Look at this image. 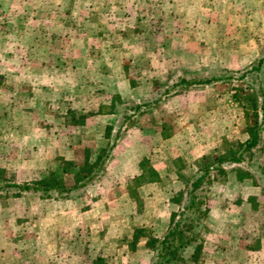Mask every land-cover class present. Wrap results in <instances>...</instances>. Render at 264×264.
<instances>
[{
	"label": "rangeland",
	"instance_id": "obj_1",
	"mask_svg": "<svg viewBox=\"0 0 264 264\" xmlns=\"http://www.w3.org/2000/svg\"><path fill=\"white\" fill-rule=\"evenodd\" d=\"M2 59L1 206L15 191L4 183L57 174L65 192L53 186L37 193L66 195L68 203L77 198L72 203L87 208L84 184L101 173L116 139L106 164L116 184L134 189L131 173L124 175L125 150L142 157L147 178L156 175L148 160L166 169L153 186L142 177L131 201L117 202L121 209L105 223L95 213L74 225L64 215L59 224L42 223L39 204L14 203L12 218H0V264H151L160 258L169 213H178L183 191L204 165L210 168L195 191L198 210L183 211L180 237L161 259L244 263L239 248L253 236L242 233L244 240L233 242L222 234L233 231L231 220L217 224L216 210L199 212L232 200L235 191L264 193V0H1ZM69 92L72 102L64 98ZM94 110L77 130L52 123L79 121ZM249 135L257 144L241 151ZM239 153L238 163L230 160ZM232 168L251 177L232 186L226 175Z\"/></svg>",
	"mask_w": 264,
	"mask_h": 264
},
{
	"label": "crops",
	"instance_id": "obj_2",
	"mask_svg": "<svg viewBox=\"0 0 264 264\" xmlns=\"http://www.w3.org/2000/svg\"><path fill=\"white\" fill-rule=\"evenodd\" d=\"M0 4H1V0H0ZM39 32L42 33V29H40ZM29 46H31V44ZM38 46L39 44H36L34 45V48H41V49L45 48V46H42V44H40V47ZM45 60L47 59L43 57L40 58V62H46ZM8 61L6 60V62ZM4 62L5 60L2 59L0 61V65L3 64ZM55 73L57 72L55 71ZM28 97L30 98V96ZM65 97L67 98V101L70 100L72 102L74 101L75 95L69 92L68 96L67 94L64 95V98ZM62 98L63 96H59V95L57 97V99L59 100ZM11 100H14V97H11ZM11 104L13 103L8 102L7 107L9 108ZM97 113L98 112H96L95 110L87 111L86 113H83V117H81V120L79 121L68 120L66 122L60 123L61 121H58L57 119V121L50 120L48 124H50L52 121V123L55 122L57 124V126H55V129L60 128V126L58 125L63 124V125H66V127L69 128L70 130H77L79 126L86 125V123L88 124V122H90V119L92 120V118H95L94 114L97 115ZM48 124L45 127L50 128ZM103 128L110 130L109 125H105ZM55 129L53 127L52 131H54ZM102 137L106 138V134H102ZM116 140H115V143H113V146H112L113 148L111 149V156H110L111 158H107L105 160V163L103 161V163L105 164L103 165L104 167L102 168L103 171L101 170V173H99L98 175L97 174L93 175L91 179L87 181V184L86 183L84 184L86 185L84 186V188L89 194L88 195L89 202H88L87 208L85 207L80 208L78 207V205L76 206L74 203H72L74 200L75 202H77L78 200L77 198H73V201L71 203H68V201H66L68 200L67 199L68 196L66 195L57 196L56 199H52L51 197L50 199L48 198L49 196L46 197V195H44L43 197L37 192L22 191L18 195L8 196L9 198H7V200H9V202L6 203V205H2V206L0 205V218H6L7 220H10L12 218L11 217L12 212L10 211L11 210L10 208L16 202H18V204L23 202L22 206L27 209H29L31 206H34V205L37 208L38 204L40 205V209L42 210L40 214L41 215L40 221L42 223H53L54 225V220L56 219V221L59 224V222L60 223L62 222L61 219L63 218V215H64V217L70 218L72 221V225H74L75 222H77L78 217L80 218L81 216H88L93 213H95L94 218L96 222L100 219H103V222L105 223V220L107 218H112L113 215L116 214L114 213L113 210L121 209L117 205L120 201L122 202V200H128V199L131 201L133 197L132 196L133 194L131 193L134 192V189L136 190L138 186L143 185L144 182L143 180H140V179L142 177H146L145 171L143 168V165H144L143 159H141L142 157L141 158L135 157L136 158L135 160L133 159L134 153H132L130 150H125L121 152L124 159L128 161V165L127 166L124 165L125 166L124 175H128L131 173L130 176L135 180L132 186L134 187V189L131 191L128 185H126L127 187L126 186L121 187L122 185L116 184V180L114 179L116 178L114 174L115 172H113V170L111 171L108 170L106 166L108 160L112 159V157L114 156L113 154L117 152L116 151L117 149L115 148L118 142H116ZM95 158L89 159V162H92V160H95ZM114 158H115V161L116 160L118 161L117 156H115ZM148 162L151 165V168L153 169L152 171L153 174L156 173L157 176L155 175V177H151V178L146 177L147 180L145 184H147L148 186L150 185L153 186L157 184L158 182L157 177H161L162 171H164L166 168L164 169L163 167V170L158 169L156 168L155 163L149 160ZM235 162L238 163L239 161H235ZM226 175H227V178H229V180L231 181L232 186L240 185V183L244 182L247 178L251 177L249 173L247 175L244 173H241V170L238 171V173H236V168H232V172L227 171ZM112 180L115 182V184H113ZM226 184L227 183L224 181L220 183V190H221L220 193L222 195L224 194L226 195L227 194L226 190L227 191L229 190L226 188V187H229V185L228 184L226 185ZM116 186H119V187H116ZM62 192H65L64 189H62ZM112 193L119 194V195L112 196ZM233 194L234 196L232 200L224 201L222 202V204L215 203L212 207L209 206L207 208L206 214L209 215L213 210H216L217 211L216 212L217 214L216 223L217 224L225 222V220H231V223L229 224L232 226L233 231L231 233L230 232L222 233L224 238L229 239L231 237L233 242L234 241L236 242V239L237 241L240 242V240L242 239L244 240V237H245V235L242 236V233L243 234L250 233L248 234V236H253L251 239L250 245L243 244L242 248H239V251H240L239 256L240 258L243 257L244 259V263L241 262V264H264V193H262L261 195L255 196L253 195V193H248L244 195V194H240L235 191ZM236 195L239 196L238 197L239 199L237 200L234 199ZM24 198L25 199L27 198L28 201L27 199L25 201ZM4 207L6 209L8 208L7 213H5ZM230 211L232 212L231 218L229 217ZM259 213L261 215L260 220H258L257 218H254V216L257 217ZM6 214L7 216H5ZM81 214H86V215H81ZM168 220H169V215H168L166 224H168ZM22 223H24L25 226L26 224H28L27 221L25 220L21 222V224ZM217 227L219 229V225H217ZM218 240L223 241V239H218Z\"/></svg>",
	"mask_w": 264,
	"mask_h": 264
},
{
	"label": "trees",
	"instance_id": "obj_3",
	"mask_svg": "<svg viewBox=\"0 0 264 264\" xmlns=\"http://www.w3.org/2000/svg\"><path fill=\"white\" fill-rule=\"evenodd\" d=\"M179 80L180 81L184 80L186 83L205 81V79H203V80H201V79L187 80L184 78H180ZM256 144H257L256 136L249 135V138L242 144L241 151H243L244 149H249L251 147H254ZM230 158H231L230 160L239 161L240 159H242V156L239 153L238 155H236L234 157L232 156ZM219 160L217 162H220L223 159H221L220 161ZM217 166L218 165H215V169ZM209 168H210V165H204V167L201 168L202 171L199 172L197 175H195L193 178H191L190 181L188 182V187L182 193V196H184L185 202L182 204L178 213L171 211V213L169 215L167 229L164 231L162 236L158 239L159 251H158L156 256H159L160 258L159 259L156 258L151 264H164L165 263V261H162V259H161L162 256H169V252L172 251L171 250L172 240L180 237V233H181V229H182L181 226L184 225V224L182 225V223H180L181 222L180 216L182 215L183 211L184 210H191V211L198 210V204L201 202V200L196 199L197 196H196L195 191L198 190V188L201 186L203 181L206 178H208L207 176H208ZM92 176L93 175H88L87 181L90 180ZM57 179H59V178L56 175H54V177L53 176L48 177L47 180H45L43 178H39V179H34L32 181L10 182V183H4V184L5 185L8 184L9 186H12L15 188V191H13L11 193V195H18L22 191H33V192H38L41 190L45 191V190H47L53 186H56V183L58 182ZM55 189L57 192H59L63 189V187L56 186ZM179 194H181V193H179ZM207 208L208 207H206V206L202 207L201 211L199 213L205 214L207 211ZM175 215H177L178 217L174 218ZM167 258L164 259V260H166V262H168Z\"/></svg>",
	"mask_w": 264,
	"mask_h": 264
}]
</instances>
